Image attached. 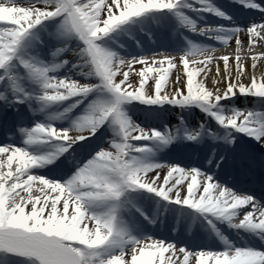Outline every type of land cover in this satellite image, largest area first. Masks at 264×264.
I'll return each mask as SVG.
<instances>
[{
    "label": "snow or ice",
    "instance_id": "1",
    "mask_svg": "<svg viewBox=\"0 0 264 264\" xmlns=\"http://www.w3.org/2000/svg\"><path fill=\"white\" fill-rule=\"evenodd\" d=\"M179 2L0 0V69L5 70V75L7 65L30 30L45 21L58 19L63 35L75 37L83 44L79 54L99 83L51 78L48 73L55 72L60 65L36 67L21 61L29 76L40 85L41 93L36 100L47 106L79 98L66 110L70 111L94 91L110 96L106 102L97 100L89 104L86 114L70 129H57L50 124L19 129L25 137L23 143L30 146L44 140L62 141L59 156L94 136L106 121L117 127L119 137L106 149L100 148L63 183L41 178L31 171L52 160L33 156L23 148L0 146V253L14 255L29 264L33 258L38 264H92L94 259L97 264H264V252L234 248L218 232L224 251H190L149 236L129 235L116 224L115 203L103 214L90 211L93 206L119 201L125 191L143 190L202 215L229 221L233 229L264 233V206L251 196L239 195L197 169L149 162L147 154L151 149L136 146L134 142H158L166 146L175 135H165L155 129L145 131L132 125L121 110L122 104L133 101L157 106L194 104L220 126L257 141L264 140V128L253 126L255 118L251 112L224 116L211 111L220 101L235 95L264 98V23L251 24L245 29L198 28L177 12L180 23L189 31L199 35L223 33V38L210 37L217 39L221 46L189 45L179 56L157 54L128 60L96 46L95 41L130 19L150 12L172 11ZM196 2L201 7L193 11L229 19L207 0ZM236 2L264 12V8L251 0ZM241 34L246 39H241ZM233 41V51L215 55L220 49L232 48ZM136 65L141 66L140 70L133 73ZM132 74L138 77L136 82L130 79ZM11 87L16 95L15 103L30 98L14 81ZM199 135L196 132L185 138L196 141ZM208 163L213 161L209 159ZM216 166H220L219 161ZM240 209L245 211L237 215Z\"/></svg>",
    "mask_w": 264,
    "mask_h": 264
},
{
    "label": "bare ground",
    "instance_id": "2",
    "mask_svg": "<svg viewBox=\"0 0 264 264\" xmlns=\"http://www.w3.org/2000/svg\"><path fill=\"white\" fill-rule=\"evenodd\" d=\"M234 5L236 4L233 0H228ZM227 0H207L212 6L217 8L219 11L226 13V16L229 17L228 20L219 18L214 16L213 14L206 12H197L193 11V9L201 7L200 4L196 2V0H180L176 9L169 11L163 10L159 12H150L142 15L140 17H135L129 20V22L116 27L113 31L104 35L101 39L95 41L96 46L102 48L106 52H110L115 54L116 56L121 57L122 59L128 60L133 58L140 57H148L157 54H166L172 56L182 55L189 49V46L180 47L178 44H175L177 40V36L179 32L186 33L193 40V45L197 47H212L218 48L221 45L218 43L217 39H211L210 37L223 38V33L219 32H210L205 35H199L198 33H194L189 31L188 28L182 25L176 15L177 12L180 15L187 17L192 20L198 28H217L221 27L224 29L231 28H241L245 29L251 24H260L264 23V12H254L249 10L250 14L247 11H242L240 13L234 12L230 4H227ZM228 2V3H229ZM259 2V0H257ZM261 4H264V1L260 0ZM228 8V9H227ZM231 10V12H229ZM234 12V13H233ZM239 14H243L244 18L241 20L239 18ZM241 16V15H240ZM157 22V27L159 30H164L167 34L172 32V35L168 39L171 43H156L151 41L149 46L141 47L142 44H146V39L143 38L144 34L155 33V25L153 22ZM175 34V35H174ZM241 39H246L244 34H241ZM67 40L64 39H56L52 41V43L47 48V54L41 55L42 59L45 61L43 67L52 68L56 65H60V67L55 72H49L48 75L51 78L56 79H71L73 81H79L81 83H90V79L84 76L79 72L78 58L79 56H73L74 59H70L64 62L63 65L59 64L60 60L68 58L71 50L73 49V44H69L66 46ZM77 44V43H76ZM75 44V45H76ZM79 45V43H78ZM234 41L233 47L229 49H220L215 55L219 56L221 54H225L227 52H231L234 49ZM59 49H63L62 51H58ZM245 47V51H246ZM259 49H257V52ZM56 52L57 55L53 56L52 54ZM17 55V54H16ZM243 55V53H242ZM18 56L23 60L26 58L25 50L21 49L19 51ZM197 59H202V57H197ZM59 60V61H58ZM57 61L59 63H57ZM140 66V65H136ZM141 67V66H140ZM231 103H228L225 108H222V105H218L219 107L216 112L222 113L224 116H231L235 112H243L248 113L251 112L254 116V120L257 119L258 115L264 114V98H259L255 96L248 95H236L231 99ZM237 110V111H235ZM229 111V112H228ZM53 126H64L63 122L55 123ZM233 138L236 140V137L233 135ZM233 140V139H232ZM262 143L264 140L257 141V139H253L251 143H246L241 141L240 147L238 149L241 150L240 154H236L237 147H234L232 144H229L227 141H216L214 139H203L200 142L199 146H206L207 148H215L218 149L216 157H214V161L211 164L205 163L203 159L195 160H187L184 162H179L175 156V153L168 154H160L156 157L147 158L149 162L159 163V164H176L186 169H197L201 172L206 173L209 176H212L214 180L224 185L227 188H230L233 184L229 178L222 176L221 171L223 169H219V171L214 167L216 162L220 159L224 160V163L221 165H229V168L232 164L237 167H242L246 172H251L253 169L257 168L256 172H252L254 175V179L252 183L255 184L253 189L251 188H241L243 192L247 195L255 194L258 198H260V203L264 206V200L261 201L262 195H264V175L261 172L264 171V147H262ZM10 145L6 141L1 140L0 138V146ZM248 151V152H246ZM215 154H213L214 156ZM251 155H255L256 158H252ZM82 167V166H81ZM226 169V167H224ZM261 169V170H260ZM14 170V169H13ZM78 171V169H77ZM76 171V172H77ZM35 172L42 174V178H47L50 181L56 182H65L70 179L76 172H61L57 171L55 173H44ZM251 175V176H252ZM250 183V182H249ZM132 202V207L139 213L143 221H149L151 219H163L166 220L169 225H175L178 222L177 217H175V212L182 210L186 217V222H197L205 231L207 229V233L211 239L218 241V245L214 248H202V247H193L191 245H187L181 237L178 239H174L169 234L159 233L157 231H152L144 228H135L133 231H126L121 227V223L117 222V226L123 229L129 235L141 238L144 236H149L156 240H162L166 243H171L176 245L178 248H186L190 251H214L220 252L225 250V245L221 242L219 237L217 236V232L222 235L228 242L229 245L234 248L239 249H251L255 251L264 252V242H262V237H264V233L255 234L249 231H245L243 229H233L229 226V221H225L223 219L214 218L207 215H202L196 212L193 209L187 208L182 205H177L170 203L169 205L166 202L162 201L159 197L155 196L153 193H148L143 190H135L130 191ZM35 194V192H34ZM113 207V203L108 202L99 207L93 206L90 208V211L96 212L98 214H103L108 212ZM27 210V209H26ZM245 209H240L237 215H242ZM116 215L120 214L115 211ZM234 222V221H233ZM215 229V231H214ZM204 237V234L201 235ZM103 258V257H101ZM92 264H97V261L94 259Z\"/></svg>",
    "mask_w": 264,
    "mask_h": 264
},
{
    "label": "rangeland",
    "instance_id": "3",
    "mask_svg": "<svg viewBox=\"0 0 264 264\" xmlns=\"http://www.w3.org/2000/svg\"><path fill=\"white\" fill-rule=\"evenodd\" d=\"M52 23H50V25H38L36 26L33 30H37L34 31L33 33H29L25 39L21 42L20 44V49H24L26 52V58L25 60H23L24 62H28L34 65V63H32V56H33V49H37L38 47L41 48V50H39L40 52L45 53L46 49L45 47L54 39H57L61 33L59 32V24L60 21L56 20V21H51ZM41 26V27H40ZM81 43V42H80ZM188 44H190V40L188 41ZM81 46L83 47V44L81 43ZM40 62H43L42 58L39 59ZM36 66V65H34ZM39 67V66H36ZM86 68H88L90 70V67L86 64ZM87 70V69H85ZM85 70L80 69L79 72L84 74V76H87ZM140 70V66H135L133 69V73H135L136 71ZM91 72V70H90ZM152 75V74H150ZM0 76H1V72H0ZM7 76L11 77L12 82L14 81L17 86L21 89H23V92L25 94H27L30 98L28 100L25 101L26 105H31L32 106V110H30L29 115L24 116L20 110H18L16 113V115H19L22 118H20V120L17 123V126L19 127V129H30L32 127H34L36 124H42V125H51L52 127H55L57 129H70L71 127L74 126V124L76 123V119H74L73 117L71 118L70 116L64 115V111L69 109L71 107V105L73 103H75L76 99L79 98H73L70 99L66 102H64V104H62V102L60 103H55V104H49V105H44L40 102H38V105H40V108H37V106H35V102L32 99V97L34 95H40L41 93V88L38 82H36L33 78H31L27 72L26 69L23 68L21 61L20 62H15L12 60V68L7 70ZM90 79V83L89 84H95L96 82H99V79L97 77H95L94 74H90L87 76ZM28 79V80H27ZM130 79L133 82H136L138 80V77H136L134 74L130 75ZM36 85V88L34 85ZM147 87V85H146ZM34 88V89H33ZM36 90V91H34ZM39 90V92L37 91ZM34 91V95H32V92ZM102 94L108 96V100H110V96L108 93L106 92H101ZM98 97V96H96ZM95 98V97H94ZM92 98L91 101H89V104H91L94 101H97V99ZM227 103H231L228 101H224L221 102V105H226ZM89 105H85L83 107V111L84 113H86L87 108ZM166 106V105H165ZM163 107L162 109H156V110H152V111H147V110H141V108L138 107V105H134L133 102H128V103H124L121 105V110L123 111V113L125 114L126 118L130 121V123L132 125L138 126L137 124H135V120L136 118H138L139 116H143L144 118H152V119H156L157 117H161V118H172L173 122H172V127H174L176 125V121L177 118L176 116H173V114L171 113L172 110L171 109L173 106L168 105V107ZM193 106L195 108H198L199 111H202L201 107L194 105ZM178 107V106H177ZM179 108V107H178ZM179 110V109H178ZM181 110V109H180ZM182 111V110H181ZM183 112V111H182ZM205 112V111H204ZM229 112V111H228ZM180 113V112H178ZM51 117H57L56 119H50ZM75 121V122H74ZM79 121V120H77ZM53 122H63L64 126H53ZM196 123V122H195ZM28 124H33L28 125ZM28 125V126H27ZM196 125V124H195ZM258 126V123L257 125ZM102 129L97 130L96 134L94 136H91L90 138L83 140V143H80V146L82 145L83 148H85V152L84 154H82L79 158L80 160H83L86 155L88 154V152L93 153V157L94 155L97 153V151L100 148H107L109 146V143L115 140H118L119 137L116 136V131L118 130L116 126L112 125L110 121H106L104 123V125L101 127ZM196 128L197 125H196ZM259 128H261L260 124H259ZM145 131H150V128H142ZM169 131H172L173 129H171L169 127L168 129ZM21 135V138H17V136H13L12 138H6V140H8L10 143H19L22 144L24 147H27L29 145H25L23 143V140L25 139V137L19 133ZM46 141V140H44ZM135 143V142H134ZM145 144V143H144ZM33 145H37L38 148L42 151L45 152L46 155H44L45 159L48 160H52L55 161L58 157L57 153H58V149L60 148H56L54 144H43L42 142H38L36 144ZM136 146H146V147H150L149 144H145L143 145L142 143H135ZM63 146V144H62ZM61 146V147H62ZM74 147V145L72 146ZM78 147H75V151ZM163 152H161L160 150H151L150 153L147 154V157H154L157 156L159 154H162ZM70 154L74 155V152H71ZM164 154V153H163ZM60 156V155H59ZM43 157V156H40ZM43 157V158H44ZM51 162V163H52ZM87 161H85L86 163ZM51 163H45L42 164L40 166H37L39 170H44V171H49L52 172L54 171L56 168H53V166H49ZM52 165V164H51ZM47 166V167H46ZM47 169V170H46ZM2 254V253H0ZM33 263L35 262L34 259H32ZM38 264V263H37Z\"/></svg>",
    "mask_w": 264,
    "mask_h": 264
}]
</instances>
